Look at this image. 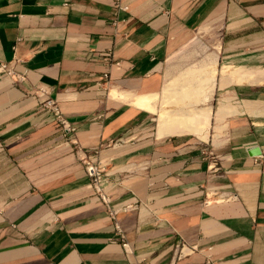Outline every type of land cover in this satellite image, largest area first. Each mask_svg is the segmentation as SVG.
<instances>
[{
  "label": "crops",
  "instance_id": "crops-1",
  "mask_svg": "<svg viewBox=\"0 0 264 264\" xmlns=\"http://www.w3.org/2000/svg\"><path fill=\"white\" fill-rule=\"evenodd\" d=\"M114 2L0 0V61L27 73L0 74V264H264V0ZM202 32L220 67L207 138L161 135L135 98L158 95L173 50ZM85 155L111 210L139 204L116 214L125 249ZM180 242L193 249L172 262Z\"/></svg>",
  "mask_w": 264,
  "mask_h": 264
},
{
  "label": "bare ground",
  "instance_id": "bare-ground-1",
  "mask_svg": "<svg viewBox=\"0 0 264 264\" xmlns=\"http://www.w3.org/2000/svg\"><path fill=\"white\" fill-rule=\"evenodd\" d=\"M207 62L203 64V66H195L194 68L186 71L185 73L176 78L175 81H168L164 88L162 89V100H161V106L159 111V117L160 122L158 124V131L161 135H171V134H178V133H184L188 132L194 135H197L198 137L202 139L207 138V133L209 129V123H210V106L207 107H190L186 108V104H199L200 101L201 104H205L208 101L212 100V94L214 91V86L216 82V70H217V62L212 57H209ZM236 70V69H235ZM235 71H232L230 67H223L222 68V74L229 75L230 73L234 74ZM236 74V72H235ZM195 80L196 83H202L204 85H207V87H204V89H199L197 85H188L181 84V80L190 77ZM232 76V74L230 75ZM195 77V78H194ZM243 81L242 79L237 82ZM183 82V81H182ZM194 88L196 90L195 93H198V95L201 97L200 101H196V103H190L189 100L185 99V97H190L193 93L191 91H186V88ZM200 87V86H199ZM184 88V89H183ZM201 88V87H200ZM193 89V90H194ZM192 90V89H191ZM196 96V95H195ZM192 97H190L191 99ZM156 96H141L137 98L134 103L136 106H139L141 108H144L145 110H152L155 108L156 102H157ZM179 102V103H177ZM183 104V105H180ZM176 104L177 107L170 108L172 105ZM225 101H221L219 104V111L224 110ZM174 107V106H173Z\"/></svg>",
  "mask_w": 264,
  "mask_h": 264
},
{
  "label": "built area",
  "instance_id": "built-area-1",
  "mask_svg": "<svg viewBox=\"0 0 264 264\" xmlns=\"http://www.w3.org/2000/svg\"><path fill=\"white\" fill-rule=\"evenodd\" d=\"M69 3L66 1L64 3L65 6H67ZM115 9L116 10H125L126 7L122 6L120 4V0H115ZM90 57V56H89ZM99 59H108V55L103 56V57H98ZM96 58V59H98ZM15 63H6L3 61H0V74H4L6 76H9L10 78H13L15 82H24L26 81V72L23 73H17L14 70V65ZM107 78V74L104 75L103 79ZM34 95L37 97L39 100V104L41 108L44 110L48 111L52 116L55 121V123L59 126L62 132V136L64 138L68 137L70 141L73 142L74 145H77L73 139H71L69 136L73 133L75 128L70 124L68 119L61 113L56 101L51 98L49 95L48 91L45 89L44 86H37L33 89ZM79 147H77L76 152H79ZM81 150V149H80ZM95 155V153L93 154ZM81 162L83 164L84 172L86 176L89 178V185L94 191V193L98 196V198L101 200V202L106 206L108 215L109 217L113 220V225L115 228V232L117 234V240L120 242V244L123 246L125 249L127 247V243L124 240V236L121 232V229L116 222V214L119 210H130V209H138L139 204L137 202L128 204L123 206L122 208H119L117 210H111L109 208V203H110V198L103 192V189L101 188V182L102 180L106 177V173L104 171V167L101 165V163L95 159H93L92 155H85L84 157L81 158ZM193 248H189L185 246L182 242L176 243L173 246L172 249V262L180 259L182 256L185 254L189 253L192 251ZM138 264H145L143 262H140ZM172 264V263H171Z\"/></svg>",
  "mask_w": 264,
  "mask_h": 264
},
{
  "label": "rangeland",
  "instance_id": "rangeland-1",
  "mask_svg": "<svg viewBox=\"0 0 264 264\" xmlns=\"http://www.w3.org/2000/svg\"><path fill=\"white\" fill-rule=\"evenodd\" d=\"M211 34L212 32L206 34V32H202V33H194L191 34L183 43H181L179 46H177L172 54L170 55V57L167 59L165 65H164V71H165V80H164V86L168 81H175L176 78L182 76L185 73V70L188 71L192 68H194L195 66H203L204 63H206L207 61V57L210 54H213L214 49L213 46L214 45V40L211 39ZM213 41V43H212ZM217 69L218 71L216 72V77L219 76V72H220V67L219 65H217ZM192 78L190 79V77H186L184 79L181 80V84H186V86L188 87V85H194L195 80L193 79V76H191ZM183 81V82H182ZM190 83V84H188ZM163 86V88H164ZM198 86V85H197ZM162 88V89H163ZM198 88L200 89V87L198 86ZM184 89V88H183ZM192 89V90H191ZM194 88H186V91H191L193 94L190 96L192 97L190 99V97H185V99L189 100L190 103H196L197 100L200 99V96L198 95V93H195L196 90ZM202 89H204V85L202 86ZM163 90H161V92L158 95H155L156 98L158 99L155 105V108L153 109V117L155 119L154 123L155 126L159 124V111H160V106H161V100H162V93ZM196 95V96H195ZM146 96H151V95H146ZM141 96L136 97L135 99L139 98ZM179 103V102H177ZM184 104V103H183ZM180 103V105H183ZM186 104V108H190V107H195V108H200V107H204V104ZM169 109L177 107L176 104L172 105ZM174 106V107H173ZM185 133V132H184ZM188 133V132H187ZM180 134V133H179Z\"/></svg>",
  "mask_w": 264,
  "mask_h": 264
},
{
  "label": "water",
  "instance_id": "water-1",
  "mask_svg": "<svg viewBox=\"0 0 264 264\" xmlns=\"http://www.w3.org/2000/svg\"><path fill=\"white\" fill-rule=\"evenodd\" d=\"M259 154L258 151H254L252 155H257Z\"/></svg>",
  "mask_w": 264,
  "mask_h": 264
}]
</instances>
